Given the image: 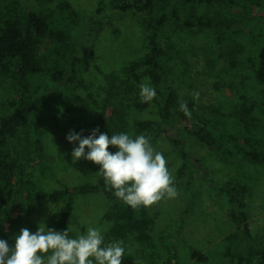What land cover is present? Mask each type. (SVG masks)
Segmentation results:
<instances>
[{"label": "rangeland", "instance_id": "1", "mask_svg": "<svg viewBox=\"0 0 264 264\" xmlns=\"http://www.w3.org/2000/svg\"><path fill=\"white\" fill-rule=\"evenodd\" d=\"M19 2L25 9L40 12H48L61 2H68L77 11L91 16L110 0ZM195 13L208 17L234 15L232 9L220 5L195 6ZM91 23L100 31L91 47L90 66L84 75L85 87L77 90L71 101V116L61 112L57 93L50 92L49 80L39 77L31 91L23 93L13 86L11 79L0 74V104L11 102L21 106L28 122L39 125L43 143L40 153H27L28 133L25 129L10 141L8 148L17 162L16 187L20 192L16 194L9 221L0 228V239L12 246L21 229L35 233L40 223L58 231L56 223L63 205L33 204L29 197L34 192L49 193L98 182V165L84 159L73 162L72 151L79 143H69L66 137L69 132L80 134L75 127L77 122L87 132L92 133L98 128L99 133H105L109 138L119 133H127L133 138L140 134L150 137L151 144L162 152L174 177L178 196L148 208L155 219L152 249L144 248L130 237L121 240L125 247L124 257H133L136 264H237L226 257L228 238L236 227L225 199L213 192L212 187H224L228 183L246 185L249 188L245 201L249 230L253 235L261 234L264 231V164L252 163L242 156L220 158L210 148L188 137V156L192 161L188 160L184 166L185 161L173 150L167 134L156 129L138 131L137 122L161 121L157 100L143 103L140 97L141 83H149L155 88L145 65L147 15L107 11L93 17ZM164 46L171 69L169 84L186 97L192 98V92H199L197 111L213 121L209 108L219 105L221 98L214 85L226 63L219 59L215 33L207 29L180 30L169 42H164ZM109 151L115 153L117 149L110 146ZM110 206L111 201L102 193L76 196L68 226L70 236L75 238L88 227H98L103 230L105 245L116 242L108 237L112 224L104 219ZM191 250L204 253L208 261H194Z\"/></svg>", "mask_w": 264, "mask_h": 264}, {"label": "trees", "instance_id": "2", "mask_svg": "<svg viewBox=\"0 0 264 264\" xmlns=\"http://www.w3.org/2000/svg\"><path fill=\"white\" fill-rule=\"evenodd\" d=\"M199 5L227 6L234 15L197 16L195 6ZM107 11L147 15L145 65L155 84L161 121L137 122L138 131L156 129L167 134L173 150L185 161L184 166L192 161L188 156V137L220 158L242 156L252 163L264 164V0H110L91 16L68 2L40 12L23 8L19 0H0V74L11 79L13 86L23 93H29L39 77L49 80L50 92L57 93L61 112L71 116V101L75 92L85 87L91 47L100 31L93 27L92 18ZM191 29L212 30L219 59L226 61L214 85L221 96L220 104L209 108L213 121L198 113L196 101L169 84L171 69L164 42L180 30ZM46 89L49 92V87ZM181 100L187 101L191 119L179 110ZM75 127L83 137L91 135L77 122ZM22 129L28 133L26 152L40 153L43 143L39 125L28 122L21 106L11 102L0 104V228L9 221L16 194L20 192L16 187L17 162L8 147ZM212 191L223 196L236 227L228 238L226 257L237 264H264V231L253 235L249 230L245 202L249 188L228 183L212 187ZM98 193L111 201L104 216L112 224L108 237L117 241L132 237L144 248L152 249L155 219L148 208L133 209L123 203L106 187L102 175L96 184L64 187L49 193L38 191L29 199L33 204L63 205L56 223L57 230L63 232L70 224L75 197ZM190 256L198 263L208 261L200 251L191 250ZM122 264H136V260L123 257Z\"/></svg>", "mask_w": 264, "mask_h": 264}, {"label": "clouds", "instance_id": "3", "mask_svg": "<svg viewBox=\"0 0 264 264\" xmlns=\"http://www.w3.org/2000/svg\"><path fill=\"white\" fill-rule=\"evenodd\" d=\"M139 88L143 103L150 104L156 98V90L149 83H141ZM191 96L194 101L200 100L199 92H192ZM179 110L191 119L187 101L179 102ZM97 133L98 128L87 137L69 132L67 141L79 143L73 148L72 159L74 163L84 159L98 165V174L119 200L138 209L178 196L168 162L153 147L150 137L140 134L133 138L119 133L109 138L105 133ZM110 146L117 151L110 152ZM123 244L116 241L105 245L103 230L98 227H88L72 238L69 228L59 232L40 223L35 233L21 229L12 246L0 239V264H122Z\"/></svg>", "mask_w": 264, "mask_h": 264}]
</instances>
